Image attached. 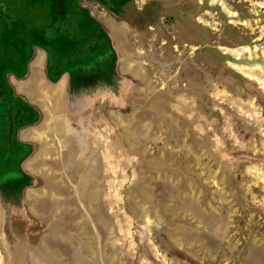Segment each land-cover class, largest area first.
<instances>
[{
  "label": "rangeland",
  "instance_id": "rangeland-1",
  "mask_svg": "<svg viewBox=\"0 0 264 264\" xmlns=\"http://www.w3.org/2000/svg\"><path fill=\"white\" fill-rule=\"evenodd\" d=\"M0 1V70L7 58L23 72L52 4ZM67 5L73 17L46 41L51 66L105 92L118 55L92 10L108 9ZM123 9V30L142 45L125 53L140 67L126 70L145 80V97L114 100L110 129L99 120L90 165L67 167L88 170L85 181L62 173L76 163L67 150L58 174L46 165L31 187L11 178L29 152L19 150L18 130L38 113L25 110L29 64L20 79L8 75L11 89L0 73V180L9 192L0 195V264H264V0H128Z\"/></svg>",
  "mask_w": 264,
  "mask_h": 264
},
{
  "label": "crops",
  "instance_id": "crops-1",
  "mask_svg": "<svg viewBox=\"0 0 264 264\" xmlns=\"http://www.w3.org/2000/svg\"><path fill=\"white\" fill-rule=\"evenodd\" d=\"M126 2L128 0L119 3L114 8L104 5L112 14H109L108 10L107 12L92 10L94 15L99 14L96 16L104 24V29L110 38L112 48L115 49L113 52L118 55L117 63L120 54L124 55L119 63L125 66L123 71L119 70V67H116L118 64H115V60H112L114 72L111 73V79L108 82L105 81L108 84V90L106 88L105 92L104 88L100 87L101 84L90 86L87 83L90 78L83 76L77 78V72L74 75L69 70H65L57 81H52L49 78L47 50L38 45H33L32 51L37 48V50L39 49V54L32 60L31 58L29 59V105L39 112V117L21 126L18 130V140L19 142L29 143L31 146L37 145L36 147H38L36 152L31 151L29 158L27 157L25 160V169L35 179L41 180L44 178L43 174H46L47 166L48 169L50 168L49 170H53L57 174L61 172L60 166L65 164V160L63 159V162L61 160V152L67 150L68 154L67 156L65 155L67 160L71 158L76 163L66 162V164H69L62 173L66 176L69 175V177L72 175L71 173L73 175L79 174L77 177L81 178H78V180L85 181L84 177L88 176L89 171L85 169L80 171L79 167L81 169L82 166L90 165L89 149L91 150L92 145L101 144L99 139L103 134L100 135L98 132V127L102 124L99 120L106 119L105 122L111 123L110 111H114V109L110 107L114 100H117L118 105L123 106L126 101L134 99L140 101V99L145 97V86H142V84L145 85V80L143 82L141 78L133 77L134 72L126 70V68L138 70L140 64L138 67L129 65V62L125 61L127 59V54L125 53L137 55L142 51V45L138 43L140 39L136 38L137 41H133V36L130 35L129 38V33L123 30L128 27L126 24L128 23L127 20L117 18L118 16L116 15L124 10ZM123 3H125L124 6H122ZM135 6L138 10H141L140 3L137 4L136 2ZM120 28L124 31L121 35L117 33ZM125 70L130 75L125 74ZM131 75L133 76L131 77ZM114 76H116L115 81H113ZM102 80H105V78L100 79V81ZM111 80L112 82L109 83ZM102 106L106 109H101ZM108 108L110 110H107ZM106 115H109V118ZM108 124L106 125V127L109 126L107 130L113 127ZM37 158L41 161L44 160L43 164L35 162L38 160ZM76 164L80 165L77 169L67 168L69 165L73 167ZM47 189L38 191L39 193L36 197L41 198L36 202L33 201V203L37 204V207L46 206L45 193H48Z\"/></svg>",
  "mask_w": 264,
  "mask_h": 264
},
{
  "label": "trees",
  "instance_id": "trees-1",
  "mask_svg": "<svg viewBox=\"0 0 264 264\" xmlns=\"http://www.w3.org/2000/svg\"><path fill=\"white\" fill-rule=\"evenodd\" d=\"M70 0H35V2H37V3H44V4H48V3H51L52 5L51 6H49L48 5V7H49V9L48 10H46V12L47 13H52V15H54V16H50V17H48V18H46V20L47 21H49L48 23L50 24V26H49V28L46 30V31H44V33H42V31H43V29H39V34L38 35H43L41 38H42V42H38L37 40H34L33 42H31L32 43V46L35 44V45H37V44H39L38 46H40V47H43V48H45L46 50H47V52H49L50 51V44L49 43H46V41H47V38H49L50 36H51V31H53V30H56L57 32V34L58 33H62V31H63V22H64V20H65V18L68 16H71V17H73V12H75L74 10L72 11V8L69 6V5H67V2H69ZM99 2H101V3H103V4H105V5H109L108 3H111L112 2V4H114V3H116L118 0H98ZM0 3H2L3 4V2L2 1H0ZM5 5L3 4L2 5V7L0 8V10L2 9L3 10V7H4ZM69 8H71V11H70V9ZM81 9H83V10H85V9H87V8H85V7H82ZM58 20H60V21H62V23H58ZM37 27H40V26H37ZM54 28V29H53ZM107 37H108V35H107ZM109 39V38H108ZM45 40V41H44ZM109 41H110V39H109ZM49 50V51H48ZM51 52H52V50H51ZM49 54H48V71H49V78H51L52 79V81H57L62 75H63V72L65 71V70H63V69H60V70H55L54 71V69L52 68V66H51V59L49 60ZM24 64V61H22V65ZM21 65V64H20ZM22 67H25L24 68V70L25 71H17L16 70V72L18 73V76L19 77H22L25 73H26V71H27V67L25 66V65H23ZM53 76V77H52ZM18 98H20L19 96H17ZM21 99V98H20ZM27 103V102H26ZM25 110L26 111H28L29 112V110H31L32 112H37L38 113V116H37V118L39 117V112L38 111H36V110H34L28 103H27V105L25 106ZM23 116H27V115H25V112L23 113ZM24 117V118H25ZM36 118V119H37ZM35 119V117L32 119V118H29V116H28V119H27V121H24L25 123H23V124H26V123H29V122H32V121H34V120H36ZM5 134V137L7 136V131H6V133H4Z\"/></svg>",
  "mask_w": 264,
  "mask_h": 264
},
{
  "label": "flooded vegetation",
  "instance_id": "flooded-vegetation-1",
  "mask_svg": "<svg viewBox=\"0 0 264 264\" xmlns=\"http://www.w3.org/2000/svg\"><path fill=\"white\" fill-rule=\"evenodd\" d=\"M5 59V58H4ZM5 64H4V66L3 67H5L6 65H7V63H8V60H7V58L5 59ZM14 63V59L11 61V65ZM28 64H29V61H28V63H27V65H26V67H27V69H28ZM10 65V66H11ZM3 67H2V69L0 70V73H1V77H2V84H3V86H5V84H7L8 85V88L9 89H11V84L9 83V81H8V75H11V76H13V77H17V78H19L20 79V77L18 76V73L16 72V71H14V70H10V67L7 69V70H3ZM28 103V102H27ZM29 104V103H28ZM17 142H18V146H19V150L21 151V152H23L24 153V151H26L27 149L29 150V152L27 153V155L25 156V157H22V160H21V162H20V169H21V173H20V176L18 175V174H14L11 178L12 179H15V178H17V179H15V182H19V181H23V180H26V181H28L29 182V186H32V181H33V179H35L32 175H30L29 174V172H26L25 173V171H24V169H22L21 168V163H22V161L24 160V158H25V160H26V158H27V156L29 155V153L32 151V146L31 145H29V143H23V142H19V140H17ZM10 149H11V147H10ZM9 149V150H10ZM13 149H15V148H13ZM20 158V157H19ZM14 160V162H16V159H13ZM10 172V171H9ZM9 172H7V174H9ZM5 177L6 178H8L6 175H5ZM29 179V180H28ZM0 195L1 196H3V192L2 191H4V195H5V197H6V195H8L9 194V192L7 191V189L3 186V184L1 183V180H0ZM8 192V193H7ZM7 193V194H6Z\"/></svg>",
  "mask_w": 264,
  "mask_h": 264
},
{
  "label": "water",
  "instance_id": "water-1",
  "mask_svg": "<svg viewBox=\"0 0 264 264\" xmlns=\"http://www.w3.org/2000/svg\"><path fill=\"white\" fill-rule=\"evenodd\" d=\"M9 54H10V52H9ZM10 59H11V56H10ZM10 62H11V60H10V61H8V63H7V65H6V67H5V68H8V66H9ZM1 89H2V85H1V83H0V91H1Z\"/></svg>",
  "mask_w": 264,
  "mask_h": 264
}]
</instances>
